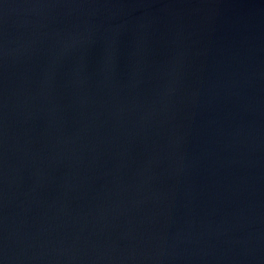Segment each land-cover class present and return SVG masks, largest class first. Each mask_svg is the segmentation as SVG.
<instances>
[{
	"label": "water",
	"instance_id": "1",
	"mask_svg": "<svg viewBox=\"0 0 264 264\" xmlns=\"http://www.w3.org/2000/svg\"><path fill=\"white\" fill-rule=\"evenodd\" d=\"M0 264H264V0H0Z\"/></svg>",
	"mask_w": 264,
	"mask_h": 264
}]
</instances>
